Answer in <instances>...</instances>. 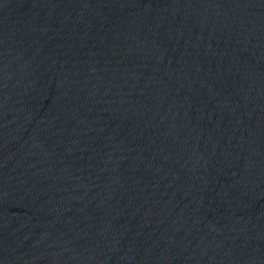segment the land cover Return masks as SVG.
Instances as JSON below:
<instances>
[{"label": "water", "instance_id": "obj_1", "mask_svg": "<svg viewBox=\"0 0 264 264\" xmlns=\"http://www.w3.org/2000/svg\"><path fill=\"white\" fill-rule=\"evenodd\" d=\"M0 264H264V0H0Z\"/></svg>", "mask_w": 264, "mask_h": 264}]
</instances>
